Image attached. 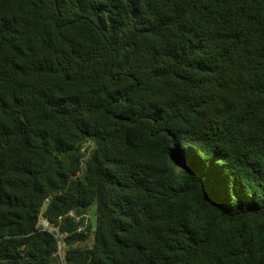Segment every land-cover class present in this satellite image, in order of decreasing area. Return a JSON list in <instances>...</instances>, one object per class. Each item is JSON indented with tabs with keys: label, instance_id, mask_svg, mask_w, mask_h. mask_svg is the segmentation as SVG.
Listing matches in <instances>:
<instances>
[{
	"label": "trees",
	"instance_id": "1",
	"mask_svg": "<svg viewBox=\"0 0 264 264\" xmlns=\"http://www.w3.org/2000/svg\"><path fill=\"white\" fill-rule=\"evenodd\" d=\"M0 264H264V0H0Z\"/></svg>",
	"mask_w": 264,
	"mask_h": 264
},
{
	"label": "snow or ice",
	"instance_id": "2",
	"mask_svg": "<svg viewBox=\"0 0 264 264\" xmlns=\"http://www.w3.org/2000/svg\"><path fill=\"white\" fill-rule=\"evenodd\" d=\"M200 139L203 140V143L197 146L195 152L191 144L181 149L179 141H177L176 151L170 157L175 162L173 166H179L181 170L185 168L189 171L196 170L201 179L206 177L205 188L209 198L213 199L214 202L219 200L230 202L233 194L241 201H244L247 197L246 192L237 189L229 192L226 188L222 178L223 169L219 164V161L223 159V155L217 144L213 143L211 138L201 137ZM213 152H215L214 156L212 155ZM201 156L208 157V159H201ZM201 169H203V172H201Z\"/></svg>",
	"mask_w": 264,
	"mask_h": 264
},
{
	"label": "built area",
	"instance_id": "3",
	"mask_svg": "<svg viewBox=\"0 0 264 264\" xmlns=\"http://www.w3.org/2000/svg\"><path fill=\"white\" fill-rule=\"evenodd\" d=\"M41 223H42L46 228H50L51 230H53L52 227H51V225L49 224L48 221L42 219V220H41ZM80 230H81V229H80Z\"/></svg>",
	"mask_w": 264,
	"mask_h": 264
},
{
	"label": "water",
	"instance_id": "4",
	"mask_svg": "<svg viewBox=\"0 0 264 264\" xmlns=\"http://www.w3.org/2000/svg\"><path fill=\"white\" fill-rule=\"evenodd\" d=\"M96 215H97V212H96V210L94 209V211H93V213H92V221H93L94 225H95V223H96Z\"/></svg>",
	"mask_w": 264,
	"mask_h": 264
},
{
	"label": "rangeland",
	"instance_id": "5",
	"mask_svg": "<svg viewBox=\"0 0 264 264\" xmlns=\"http://www.w3.org/2000/svg\"><path fill=\"white\" fill-rule=\"evenodd\" d=\"M62 236H60V238H61Z\"/></svg>",
	"mask_w": 264,
	"mask_h": 264
}]
</instances>
